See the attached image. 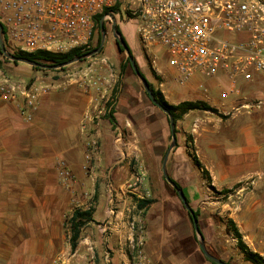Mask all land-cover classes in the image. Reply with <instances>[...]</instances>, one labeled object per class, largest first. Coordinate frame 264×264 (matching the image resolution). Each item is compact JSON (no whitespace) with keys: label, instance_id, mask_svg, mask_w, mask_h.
Returning <instances> with one entry per match:
<instances>
[{"label":"crops","instance_id":"crops-1","mask_svg":"<svg viewBox=\"0 0 264 264\" xmlns=\"http://www.w3.org/2000/svg\"><path fill=\"white\" fill-rule=\"evenodd\" d=\"M128 46L133 55L140 50L139 46ZM16 66L9 72L18 79H5L20 87L37 89L39 97L30 121L20 114L14 101L0 99V264H47L50 249L62 243V204L66 197L57 174L59 161L68 166L71 183L81 182L85 179L82 167L87 153L86 139L88 136L97 139L100 152L94 155L95 167L107 170L105 174L88 177L93 180L106 177L110 189L127 175L126 158L141 155L145 148L140 147H146L153 136L149 131L143 135L140 131L131 133L121 123L119 112L114 115L117 121H110L104 116L101 96L84 91L78 82L52 80L33 74L30 69H22V74L15 76ZM161 69L169 74L165 67ZM227 85L224 76L217 79L194 76L184 86L178 85L181 89L176 92L167 85L161 91L169 93L170 97L164 96L170 104H176L178 99L204 101L229 116L237 105L222 98ZM230 116L222 121L210 111L184 115L177 122L178 145L171 150L167 163L170 179L180 186L190 208L199 213L198 224L206 250L222 261L219 255L226 252L227 245L218 234L227 229L226 221L234 223L243 241L250 242L245 241L246 246L258 254H261L258 239L264 232L261 141L254 137V124H238L239 113ZM235 123L238 130L234 129ZM190 154L195 155L201 168L196 167ZM167 200L175 204L170 196ZM99 208L94 209V221L101 216ZM144 211L149 221L146 253L153 264H212L203 257L189 225H183L186 232L179 233V228L169 223L165 209H159L154 200ZM122 226V222H114L109 229L118 232ZM229 233L225 237L230 240L229 252L233 253L235 240Z\"/></svg>","mask_w":264,"mask_h":264},{"label":"built area","instance_id":"built-area-1","mask_svg":"<svg viewBox=\"0 0 264 264\" xmlns=\"http://www.w3.org/2000/svg\"><path fill=\"white\" fill-rule=\"evenodd\" d=\"M104 10L108 13L101 20L122 16L135 23L140 50L151 67L159 70L157 62H162L177 85L194 76H224L228 85L221 96L235 103L234 109L264 108V100L256 97L264 91V0H0L4 46L11 54L85 50ZM102 84L101 77L87 82L97 94ZM38 97L37 89L0 79V99L14 101L27 121L37 110ZM57 174L62 185L71 183L63 161ZM260 256L264 259V251ZM138 257L140 264L147 263Z\"/></svg>","mask_w":264,"mask_h":264},{"label":"rangeland","instance_id":"rangeland-1","mask_svg":"<svg viewBox=\"0 0 264 264\" xmlns=\"http://www.w3.org/2000/svg\"><path fill=\"white\" fill-rule=\"evenodd\" d=\"M114 19L128 44L132 48L139 46L135 23L132 21L124 22L122 16L120 18L114 17ZM103 25L106 35L102 49L92 57L63 67L64 69L36 71L33 70V67L21 63L14 69L15 76H20L22 69H30L33 71V74L36 73L43 77H50L52 80H73L78 82L79 87L83 84L86 87L84 91L91 93H96V91L88 88L87 82L91 78L101 77L103 84L98 95L101 96V104L102 102L104 103V116L109 120L111 117L112 122H116L117 116L114 115L119 112L118 116L122 119L121 123L123 122L126 125L125 128L131 133H139L140 131V135H143V132L149 131L153 136L149 139L147 146L145 145L147 148L144 146L140 147L141 149L145 148V151L141 152V155L137 156L133 154L126 158L127 175L110 189L107 188L106 177L102 178L100 176L101 178L96 177L94 180L89 178L92 174L96 176L105 174L107 169L103 170L95 167L94 155L100 152L99 144L97 139L91 136L87 137V153L82 167L85 179L81 182L75 180V184L70 183L68 186L61 184L64 187V196L66 197H63L62 204V243L60 247L50 249L51 258L47 264H140L138 257L140 255H142L144 261H147L146 264H153L150 256L146 253V231L149 221L146 220L145 211L138 210L137 208V201L142 199L154 200L158 203L159 209L163 207L168 217H170L169 223H173L179 228V233L183 234L184 231L186 232V226L183 228V225H189L191 232L194 234L193 239L196 245H198V239L188 211L184 208L176 191L166 182L161 171L163 156L171 142L168 117L151 103L131 66H126L122 71V65L128 58L124 52H119L117 49L116 40L112 36L113 25L111 20L104 21ZM100 38L101 31L99 25V28L96 29L93 42L83 52L87 53L95 50ZM133 59L146 78V81L154 89L159 90L161 93L162 89L166 90V85L170 90L175 92L177 89H181V87L171 80L169 74L161 69L163 67L162 62H157L159 70H154L147 56L141 50L135 52ZM13 66V62L0 54V78H13L17 80L18 78L12 77V74L9 72ZM28 83L25 85H28ZM258 89L259 91L256 94L262 88L258 87ZM164 93H162L163 96H169L167 91ZM256 97L264 100V91L263 94H258ZM166 101L170 103L167 99ZM176 102V104L180 103V99ZM234 113H239L236 120V122H239L238 124H254V129H252L254 131L253 134L254 137L261 141V156L264 163V108L260 110L234 109L229 112V116L220 114L216 109L215 116L225 121ZM256 118H259L261 124H257ZM237 127L235 123L234 129L238 130ZM130 132L129 134H131ZM177 133H180V131L177 129L176 123V136ZM91 142H95V146H92ZM262 170L264 172V168ZM138 175L143 179L141 183L136 181ZM212 192L216 194L215 191ZM169 196L170 199L174 200L175 204L167 200ZM97 207H100L101 213L99 220L91 222L82 230L76 250L71 251L69 245V224H67V221L72 212L75 209L87 210ZM118 215H120V218H118ZM110 220L113 223L109 222ZM119 221L123 223V228L118 232L117 230L112 231L109 229V227L114 225V222L117 223ZM220 221H223V219L220 218ZM164 222L166 223L167 221L165 220ZM225 225L228 230L223 229L219 232L218 237H220L224 245H227V250L225 253L220 252L219 256L227 264H250L237 249L236 239H234L236 242L234 241L233 253L229 252V249H231L229 246L230 240L225 235L229 231V234L232 237L234 236L228 225V221L225 222ZM121 230L124 232L122 233ZM208 234L211 235L210 231ZM261 234L263 237L258 239V245L261 246L259 252L262 253L264 251V232ZM226 240L229 242H225ZM140 241L141 245H139ZM245 241L248 240H244L243 242ZM258 255L260 256V254Z\"/></svg>","mask_w":264,"mask_h":264},{"label":"trees","instance_id":"trees-1","mask_svg":"<svg viewBox=\"0 0 264 264\" xmlns=\"http://www.w3.org/2000/svg\"><path fill=\"white\" fill-rule=\"evenodd\" d=\"M107 13H108V10H104V12L97 17V19H96L97 28H99L101 18ZM117 31L120 33V37L124 41L125 45L128 47L130 55L133 58L132 52H131L125 38L121 34L120 29L118 27H117ZM99 43H100V41L98 42L97 47L99 46ZM116 46H117V49L119 52H124L123 48L118 44L117 41H116ZM0 54H1V52H0ZM12 54L14 56L22 58V59L37 61V62L48 64V65H58V64L67 62L69 60H72L76 57H79L85 53L83 52L82 49H76V50H73L70 53H67L64 55L52 54V53H48V52H35V53L12 52ZM13 64L18 65L19 63L13 62ZM126 66H130V62L128 59H126L125 63L122 65V71L126 68ZM137 68L139 70L138 66H137ZM62 69H64V68H62ZM33 70L40 71L41 69L33 68ZM140 73H141V71H140ZM141 75H142V77H144V75L142 73H141ZM147 83H148V81H147ZM148 85H149L154 97L156 98L157 102L160 105H162L164 108H166L170 112V114L173 116L175 125L178 121H180L183 118L184 115H186L187 113H189L191 111H201V112L210 111V112L216 114V109L211 107L210 105H208L204 101H183V102H180L176 105H172L166 101L163 94L159 90L154 89V87L150 83H148ZM110 121H112L111 117H110ZM175 133H176V130H175ZM190 156H191L194 164L196 165V167L201 168V164L199 163V161L195 157V155L190 154ZM202 173L204 175H206L207 178L209 179L208 173L205 170H203ZM174 184L177 186V188L181 189L180 186L176 182H174ZM152 203H153V200H151V199L138 200L137 201V208H138V210L144 211ZM93 212H94L93 208H89L87 210L75 209L72 212L69 220L67 221V224H69V245H70L71 251L76 250L78 243L80 241L82 230L86 226H88L91 222H94L93 217H92ZM193 214H194V217H195V219L197 221V225H198L199 213H198V211H193ZM188 215H189V218H190L191 223L193 225L192 216L190 215L189 212H188ZM228 225L231 228V232H233V236H234L233 238L236 239V241H237V249L243 255L244 259L251 264H264V259L261 258L257 253L252 252L246 246V244L243 242L242 235L240 234V232L238 231V229L236 228L234 223L229 220ZM198 229H199V225H198ZM212 264H214V263H212Z\"/></svg>","mask_w":264,"mask_h":264},{"label":"water","instance_id":"water-1","mask_svg":"<svg viewBox=\"0 0 264 264\" xmlns=\"http://www.w3.org/2000/svg\"><path fill=\"white\" fill-rule=\"evenodd\" d=\"M109 18H110V20L112 22V25H113L112 36L118 42V44L123 48V51H124L126 57L128 58V60L130 62V66H131L134 74L136 75V77L140 80L145 93L147 94V96L150 99L151 103L155 107H157L159 110H161L164 114H166L167 117H168L171 142H170V144H169V146H168V148H167V150H166V152H165V154L163 156V159H162V165H161L162 175H163L164 179L166 180V182L176 191V193H177L179 199L181 200L184 208L192 216L193 228H194L195 234L197 236L198 246H199L202 254L205 256L206 259H208L209 261H211L214 264H226L221 259L211 255L206 250L205 243H204V238H203L200 230L198 229L197 221H196V219L194 217L193 210L190 208V206H189V204H188V202L186 200V197H185L184 193L182 192V190L177 188V186L174 184V182L170 179V177L168 175V172H167L168 157H169V154H170L171 150L177 144L176 133H175L176 125H175V122H174V118H173V116L170 114V112L166 108H164L162 105H160L157 102V100L154 97V95H153V93H152V91H151L146 79L144 77H142L140 71L137 68V65H136L134 59L131 57L128 47L125 45L124 41L120 37V33L117 31V25H116L114 17L113 16H109ZM103 23H104V19H102L100 21L101 41H100L99 46L95 50L87 52V53H85V54H83V55H81L79 57H76V58H74L72 60H69L67 62L58 64V65H48V64L37 62V61L22 59V58L16 57L13 54L9 53L6 50V48L4 46V43H3V37H2L3 32H2V26L1 25H0V52H1L3 57H5L7 60H9L11 62L25 64L27 66H30V67H33V68H38V69H41V70H49V71H51V70L61 69V68L66 67L68 65L80 62L83 59L92 57V56L96 55L97 53H99L101 51L103 43H104L105 35H106Z\"/></svg>","mask_w":264,"mask_h":264},{"label":"flooded vegetation","instance_id":"flooded-vegetation-1","mask_svg":"<svg viewBox=\"0 0 264 264\" xmlns=\"http://www.w3.org/2000/svg\"><path fill=\"white\" fill-rule=\"evenodd\" d=\"M100 41H101V38H100ZM100 44V43H99Z\"/></svg>","mask_w":264,"mask_h":264}]
</instances>
